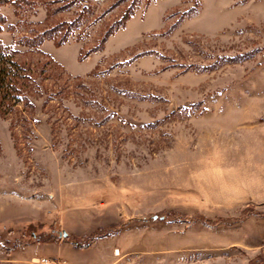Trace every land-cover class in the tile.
I'll use <instances>...</instances> for the list:
<instances>
[{
	"label": "rangeland",
	"instance_id": "374dc122",
	"mask_svg": "<svg viewBox=\"0 0 264 264\" xmlns=\"http://www.w3.org/2000/svg\"><path fill=\"white\" fill-rule=\"evenodd\" d=\"M0 47V264H264V0H0Z\"/></svg>",
	"mask_w": 264,
	"mask_h": 264
},
{
	"label": "trees",
	"instance_id": "16d2710c",
	"mask_svg": "<svg viewBox=\"0 0 264 264\" xmlns=\"http://www.w3.org/2000/svg\"><path fill=\"white\" fill-rule=\"evenodd\" d=\"M133 13L134 10H132L131 8H127L122 17L115 23H113L107 29L106 33L102 35L98 44L90 49L81 50L80 57L84 58L94 51L103 49L109 35L114 33L119 28L123 27V25L132 16ZM72 23L74 24L75 21H73ZM57 27H59V25L57 26L55 24L52 28V31L56 30ZM46 35L47 31H44L41 37H45ZM55 41L57 42V45H61L62 43L67 41L66 35L62 38L55 39ZM25 71L27 70L22 64H20L10 54H8L4 48L0 47V107L3 108L5 103H7V106H5V110L3 109V111H9V107L17 103L15 102V100H21L22 97H20V90L21 86L24 85V82L22 80L27 78V76L24 74Z\"/></svg>",
	"mask_w": 264,
	"mask_h": 264
},
{
	"label": "built area",
	"instance_id": "2783aa9c",
	"mask_svg": "<svg viewBox=\"0 0 264 264\" xmlns=\"http://www.w3.org/2000/svg\"><path fill=\"white\" fill-rule=\"evenodd\" d=\"M42 262H43L44 264H57L56 261H51V260L48 259V258H42Z\"/></svg>",
	"mask_w": 264,
	"mask_h": 264
},
{
	"label": "water",
	"instance_id": "95a60500",
	"mask_svg": "<svg viewBox=\"0 0 264 264\" xmlns=\"http://www.w3.org/2000/svg\"><path fill=\"white\" fill-rule=\"evenodd\" d=\"M63 235L67 236L68 233L66 231L62 232Z\"/></svg>",
	"mask_w": 264,
	"mask_h": 264
}]
</instances>
